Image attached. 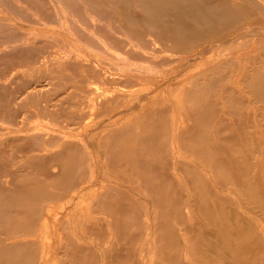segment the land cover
Instances as JSON below:
<instances>
[{"label": "rangeland", "instance_id": "1", "mask_svg": "<svg viewBox=\"0 0 264 264\" xmlns=\"http://www.w3.org/2000/svg\"><path fill=\"white\" fill-rule=\"evenodd\" d=\"M71 1L0 0V264H78L81 249L87 254L82 264H106L113 261L112 246L122 250L124 256L112 264H172L161 256L163 245L173 248L181 264H256L251 221L258 218L264 225V194L255 196L247 186L237 188L224 178L217 198L214 172L205 162V152L196 155L190 147L179 149L176 133L177 125L186 128L191 123L188 108L200 94L190 91V86L198 81L205 87L199 105L219 109L221 114L211 121L230 123L227 134L232 127L246 125L245 134L240 133L250 140L252 165L259 163L264 153V116H260L264 103L244 88L243 80L247 63L264 56V35H247L243 44L239 39L235 50L221 45L249 30L264 32V0H253L250 18L231 27L219 23L216 33L206 32L177 46L163 44L161 33L143 27L138 35L146 43L145 51L138 46L137 33L127 38L116 29L119 22L111 11L115 5L99 7L85 0L77 4ZM140 5L132 3L130 14L141 16ZM94 11L101 13V18ZM126 38L135 45L138 56L128 58L122 52L105 50V39L115 42ZM206 47L209 53L205 58L215 59L216 64L211 61L197 67ZM93 63L117 77L113 84L98 83L108 94L113 90H140L142 95L152 97L161 83L168 87H162L167 89L162 90V100L157 103L144 105L137 99L127 103L107 97L95 108L86 90L97 73L100 78L102 73ZM211 82L215 86L210 87ZM225 90H232L241 102L233 110L235 116L225 110L230 108L220 96ZM133 105L140 106L126 116L124 111ZM148 108L165 110V117L158 115L154 120L159 128L163 125L167 130L166 137L159 141V150L169 167L156 164L158 175L179 176L173 167V161L179 158L185 166L193 167L205 182L206 213L191 217L195 197L186 174L176 181L177 195L169 194L166 200L158 192L150 193L149 175L138 174L135 163L145 158L140 157L139 138L148 131L140 114ZM74 112L86 118L77 120ZM213 126L207 133L214 139ZM66 145L76 147L78 163L67 180L55 182L53 176L61 168L48 160ZM211 147L220 159L227 160L232 154L221 146L214 149L213 143ZM120 150L124 153L119 157ZM253 169L252 174L257 171ZM25 174L36 181L25 180ZM40 185L42 192L35 188ZM22 200L28 202L22 204ZM177 202L184 217L175 215ZM111 205L129 210V219L116 220L106 210ZM256 205L260 207L258 214L251 212ZM194 220L202 224L191 232ZM117 222L125 227L121 235L114 227ZM236 222L244 225L240 234L233 232ZM225 223L227 231L220 227ZM173 235L176 241L170 238ZM258 238L264 246V234ZM237 239L248 241V248H239ZM13 243L24 249L18 260L9 262L3 259L2 251Z\"/></svg>", "mask_w": 264, "mask_h": 264}, {"label": "bare ground", "instance_id": "2", "mask_svg": "<svg viewBox=\"0 0 264 264\" xmlns=\"http://www.w3.org/2000/svg\"><path fill=\"white\" fill-rule=\"evenodd\" d=\"M69 1L70 3L72 2L71 0ZM78 2L79 1L76 0L75 3L77 4ZM85 2H87V4L93 6H99V7H105L108 6L109 4L115 5V8H113L111 11L113 14L112 16L115 19H117L119 22V25L116 27V29L118 28V30L120 31L118 32L127 38L131 37L133 32L137 33L136 34L138 36L137 43L142 51H145L147 49L146 43L138 35L143 31L142 29L143 27L151 28L154 31L158 32V34L161 33V37L159 40L163 44L165 43L166 45H168L171 43L172 45L177 46L184 40L188 41L190 39L193 40L198 39L199 36H202L206 32L212 34L216 33L215 27L219 23H222L227 27H231L245 18H250L253 9L252 6H255L253 0H244V2L251 3L250 6L244 3L236 2L235 0H85ZM136 2L141 4L140 5L142 12L141 16H133L130 14L129 8L132 3L134 5V3ZM110 5L109 7H111ZM94 15L101 18V13L97 14L95 12ZM98 27L101 28L100 25ZM258 29L260 30V28ZM100 30L101 29H98L96 31L100 32ZM252 33H256V34L261 33L264 35V32L257 31L256 29L249 30L241 34L238 38L230 40L226 43H222L221 47L226 49L229 48L230 50L233 48V50H235L234 44L239 43V39L242 40L240 44H243L244 43L243 40L245 39V37ZM127 38L123 40L118 39L115 42H111L109 39H105L106 43L104 44V48L107 52H111L110 50L122 52L128 58L129 57L132 58L133 56H138V54H135L136 53L134 49L135 45H133L131 41H128ZM208 49L209 48L206 47V49L203 50L202 52L203 59L196 64L197 67L201 66L202 64H205L206 62H211V61L213 64H216L215 59L212 60V58L209 57H206L207 59L205 58L206 54L209 53ZM222 63L217 64L215 66H220ZM93 65L95 67H99L97 69H99L102 73L101 76L102 78H100V74L97 73L98 75L97 79L95 78L93 81H91L89 87L86 90V94H87L86 97H88V101L90 102V104L95 106V108H96V104L103 102L107 97H110L111 99H115V101L122 100L127 103L131 102L134 99L139 100V103L145 102L144 105H146L147 103H157L158 101L162 100L161 99L162 90L167 89V88L163 89L162 87L163 86L168 87L167 83L164 82V85H162L161 83V86L158 88V91L152 97L144 96L145 94L142 95L141 94L142 92L140 90L134 91L132 93L123 92V91L118 93L117 91L113 90L112 92L114 93L108 94L109 92L107 93L105 89L104 90L101 89L98 83L102 82V83L113 84L114 81L117 79V77H115V75L111 76L112 71H107L104 69L101 70V67L99 65L96 66L94 63ZM247 65L248 67L245 66V78L243 80L244 88H247L252 95H256V99H261V101L264 103V56L261 57L256 56L255 58H253L251 62L247 63ZM158 81H160V79ZM214 83L216 85L215 80ZM214 83L211 82L208 85L212 87L215 86ZM93 85H96V87H92ZM130 85L132 87L134 86L132 84ZM203 90H205V87H203L202 84L198 81L193 82V84L190 86V91L196 92L200 94V96L196 94L198 97L196 98L195 96V99L193 100L194 105L188 108L189 110L188 117L191 119L190 120L191 123L189 124V126L183 128L182 124L177 125L178 130L176 133V141L178 142L177 143L179 146L178 148L181 149L185 147H190L191 150L194 153H196V155L200 153L204 154L205 152L204 155L206 159L205 162H207V164H210L214 172L215 181L213 185L216 190L217 198L220 197L219 194L223 190L224 183L226 182L225 179H228L230 183L233 184L234 186H237V188H241L242 186H247L253 195L255 194V196L259 197L261 194H264V153L262 152V155L260 154L262 158L260 159L259 163L257 164L253 163L252 165V161L250 160L252 154L249 151L250 140L247 136L242 137L240 133V131H242L243 132L242 134H245L246 125H242L240 127L237 125L235 127H232L229 131V134H227L228 126L230 125V123H228L226 120L223 121V119L213 123V121H211V118L220 115L221 112L219 113L217 111L219 109L215 105H210V104L208 106L199 105V102L203 103V96H202ZM179 95L181 96V94ZM220 96H222L223 99H226V103L230 107L229 109L226 108L225 110H228V114L230 116H235V111L233 110L235 108L237 109L241 104V102L237 97H235L234 92L232 90L230 91L225 90L224 92H222ZM216 98L218 99L217 96ZM139 106L133 105V107L130 108V110L124 111V114L128 116L130 112L138 110ZM152 109L148 108L147 111L140 114L142 121L145 122L148 127L147 128L148 131L146 135L139 138V144L141 147L140 157H142L141 155H144L145 158L146 157L148 158V160L142 158L141 160L136 161L135 163L137 166L136 168L137 170L138 169L140 170L138 171V174L139 172H141L144 177H146V175H149L150 179L152 180V181L149 180V182L151 183L150 193L154 195V193L158 192L163 196V199L165 200L168 199L169 194L175 193V195H177L176 192L178 191L177 190L178 188L176 185V181L182 178V174H184V176L186 174L185 177L190 181V184L191 183L193 184L191 185L193 187V188L191 187V190L193 191L192 197H195L192 204L194 209L191 208L192 209L191 217L193 218L194 216L195 218L197 213H199V215L206 213L207 207L206 205L203 204L204 199L206 198L203 190L205 188V182L203 181L202 178H200V176L196 173L193 167L185 166L183 160L179 158L173 161V167L180 174L179 176L178 175L168 176L167 174L166 176L158 175L155 167L156 164H163L165 167H169V164L166 163L168 162L167 159L161 157V152L159 150L161 147L159 146V141L161 137L164 138L166 137L165 134L167 130L166 127H164L163 125L161 126V128H159L158 124L156 125V121L154 120V118L158 115L165 117V110L161 109L159 111L157 110L152 111ZM74 113L75 114L73 115L77 120L83 121L86 118L85 116H83V113L82 114L78 112H74ZM260 116H264V113L260 114ZM212 124L214 125L213 126L214 127L213 130L215 133L214 139L210 137L209 133H207L209 132L208 128ZM162 127L164 128L162 129ZM21 131L23 130L21 129ZM211 143H213L214 149H216V147L218 146H221V149L227 148L229 151H231L232 154L230 158H228L227 160L220 159L218 156V151L212 150ZM75 152H77L76 147L66 145L61 152L49 158L48 161L54 163L55 165L60 166L61 168V170L59 171L60 173L55 174L53 176V180L55 182L57 181L60 182L63 181L64 179L67 180L69 173L72 172V170L78 163V162L75 163L77 158L75 157L76 154ZM123 153L124 151L120 150L119 157ZM252 169L254 171L257 169L256 173L252 174ZM23 177H25V180L28 181H36L37 179L29 174H25L23 175ZM146 180L148 181V179ZM41 186L42 185L35 187L37 191L39 192L43 191V188ZM35 193L37 194V192ZM258 197H256L257 198L256 202L257 200H259ZM179 198H181L180 195ZM222 199L225 200V198L223 197ZM84 201L82 202L83 203L82 206H84ZM27 202L28 200H22L21 203L24 204ZM155 202L156 200H154V203ZM111 207L112 208H110V210L108 208H106V210L109 211V213H111L112 215H114L116 217V220L117 218L118 219L123 218L124 220H127V217L129 219L130 211L126 210L125 207H120V206L116 207V205H111ZM220 207L221 210L223 211L224 207L222 204L220 205ZM259 208L260 207L256 205L255 208L251 209V212L258 214ZM51 214H53V212ZM175 215L177 218H180L182 216L184 217L185 215L183 210L179 208L178 202L175 209ZM221 216H227V215L222 213ZM258 217L260 216L258 215ZM200 224L202 223H199V220L197 221L194 220L193 223L190 224V231L191 232L197 231V229L201 227ZM251 224L253 225L252 228L255 230V238L252 244L255 247V251H256L255 254L258 259V262L256 264H263L264 257L262 254L264 252V246L263 243L259 240L258 236L264 234V225L262 224V221L258 218L255 219V221L254 220L251 221ZM114 227L115 230L118 233H120V235L123 234V232L121 231V229L125 228L123 225L121 226L117 222V224H115ZM220 227L221 229H225V231H227L228 229L226 223ZM243 230H244V225L240 222H236V226L233 228V232L235 234H240ZM173 237L170 236L172 241H176L174 235ZM183 238H185V236ZM190 239H193V237H191ZM163 241L164 240H162V242ZM191 241L193 242V240ZM162 242H161V246H162ZM235 243L239 248H245V249L248 248L249 245L248 241L244 242V240H240V239H237ZM22 246L18 243H13L7 246L6 249L2 251L3 259L6 258V261L9 262L18 260L20 258L19 256L21 254L22 249H24ZM162 247L163 248L160 249L161 251L160 253L163 259L168 260L170 263L172 262V264H181L178 261L177 254L176 252H174L173 248L169 250V248H166L164 245ZM111 248L114 251L113 261L107 260L106 264H112V262L123 259L124 257L122 250L118 249L115 246H112ZM84 252H85L84 249L80 250L77 258L78 264L79 262L80 264H82L86 259L87 254L86 253L84 254Z\"/></svg>", "mask_w": 264, "mask_h": 264}]
</instances>
